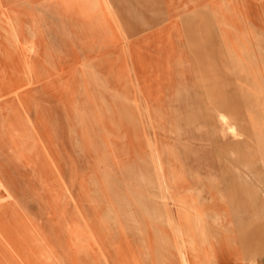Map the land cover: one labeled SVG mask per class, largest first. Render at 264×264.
Returning <instances> with one entry per match:
<instances>
[{
    "label": "rangeland",
    "instance_id": "1",
    "mask_svg": "<svg viewBox=\"0 0 264 264\" xmlns=\"http://www.w3.org/2000/svg\"><path fill=\"white\" fill-rule=\"evenodd\" d=\"M90 1L92 7L84 5L77 12L79 28L71 29L63 0H10L9 22L18 18L23 23L17 30L19 35L23 25L32 26L33 22L44 25L36 45L24 43L20 51L13 46L18 54L22 51L20 55L24 59L37 62L38 71L43 74V80L32 86L29 72L34 68L27 67L23 88L31 89V96L26 94L24 101L33 107L28 113L29 123L41 132L40 149L32 151L33 155H40L41 164L37 158L36 170L30 174L26 171L27 166L17 158L19 151L14 145V137L19 134L10 131V140H5L7 145H0V176L5 180L1 184L7 194V199L0 202V215L17 214L21 220L10 223V235L0 225V264H89L88 243H95L93 223L102 220L98 207L117 208L126 201L135 209L134 205L149 202L152 194L155 199L165 200L161 197L166 188L161 172L157 171L154 141L160 147L164 143L178 147L177 152L185 157L189 144L205 142L209 146L223 142L221 157L238 163L240 172L245 174L237 182L223 184L229 189L230 185L235 187L233 195L243 205L239 204L241 212L237 216L222 213L221 228H210V235L223 243L217 247L222 251L221 257L232 258L226 264H264V71L260 70V84L257 82L254 97L248 103L240 95L239 101L232 105L224 102L217 110L208 106L200 110L199 102L190 106L182 101L158 103L145 99L138 69L142 64L140 58L147 65L152 61L156 64L163 57V49L152 47L151 42L163 40L168 29L176 31L184 16L199 11L210 14L212 4L219 3L226 9L235 5L244 23L240 24L241 30L250 34L254 50L259 54L256 60L264 67V0ZM65 2L74 4L78 0ZM9 27L8 47L4 49L8 52L15 37ZM17 32L15 39L20 38ZM5 61L3 53L0 62ZM21 70L25 72L22 67L17 72ZM5 89L6 101L0 104H4L2 109L8 108L6 114L10 115L20 106H16L11 96L13 87ZM57 89L67 91L68 107L66 97L64 103L55 99L53 91L56 93ZM247 105L249 116L245 117ZM156 108L173 109L172 117L152 118L150 111ZM73 109L79 115L72 118ZM186 109L197 116H176L184 115L182 111ZM222 109L233 117L209 116ZM225 122L238 126L239 134H232ZM2 125L7 126L6 121ZM181 126L183 134L177 131ZM162 129L167 133H161ZM201 130L205 133H200ZM231 130L236 132L233 126ZM218 152L208 149V156L214 157L215 153L218 156ZM54 157L59 160L55 162ZM226 166L230 173L231 166ZM105 217L118 222L116 214ZM15 230L17 238H13ZM168 232L173 236L175 231ZM140 233L128 228L122 230L128 249L135 246ZM119 235L118 229L111 233L112 238ZM176 242L172 248L179 250L180 244ZM114 256L105 264H119L118 256ZM134 260L133 257L129 262L127 258L125 264H134Z\"/></svg>",
    "mask_w": 264,
    "mask_h": 264
},
{
    "label": "crops",
    "instance_id": "2",
    "mask_svg": "<svg viewBox=\"0 0 264 264\" xmlns=\"http://www.w3.org/2000/svg\"><path fill=\"white\" fill-rule=\"evenodd\" d=\"M234 6L226 9L223 4H212L210 14L199 11L186 15L176 31L168 29L163 40L159 38L151 42L152 47L163 49V57L160 62L155 64L151 60L152 63L147 65L140 58L142 64L138 66L139 79L145 99L158 103L182 101L188 102L190 106L199 102L202 104L200 110L206 109V106L210 110H217L224 102L232 105L239 101L240 95L247 103L253 99L254 89L260 84L259 72L264 71V67L256 60L259 54L254 50L250 34L243 28L241 30L240 24L243 26L244 23ZM9 21L10 0H0V58L5 44L8 46ZM136 56V59L139 58ZM143 58L147 60L146 57ZM203 103L206 105L203 106ZM247 107L245 117L249 116V106ZM233 108L231 107L235 112L236 109ZM159 109L161 108L150 111L152 118L172 117L170 112L173 109ZM183 112L184 115L176 116H197L187 109L182 114ZM201 115L206 117V114ZM223 115L229 119L233 117V114L223 109L209 116L222 119ZM228 122L225 123L229 131L238 135V126ZM232 126L236 128V132L231 130ZM177 131L180 134L185 132L183 126L177 128ZM160 132L167 133L163 129ZM200 133H205V130ZM153 145L157 150V171L161 172V181L165 183L166 191L161 196L165 200L155 199V194H152L149 202L134 205L135 209L126 201L117 208L109 206L108 209V205L102 209L98 207L97 213L101 214L102 220L93 223L95 243H88L89 264H105L114 255L118 256L119 264H125L127 258L132 262L133 257L134 264H143L145 261L151 262L150 264L228 263L232 258L221 257L222 251H218L217 247L223 243L220 239L211 237L209 230L212 227L221 228L219 225L223 223L222 213H234L237 216L241 212L239 204L243 205V202L239 203L237 196L233 195L235 187L230 185L229 189L223 183L239 181V177L245 175L244 172H240L238 163L221 157L223 142L209 146L205 142L189 144L186 157L177 152L178 147L173 148L165 143L160 147L158 141H154ZM208 149L219 151L218 156L216 153L215 156L213 154L214 157L212 154L208 156ZM226 165L231 166L230 173ZM246 167L248 170L249 164ZM160 203L165 206L161 207ZM107 212L116 214L118 222L108 221L105 217ZM236 216V221H239ZM127 228L141 231L140 237L135 236V246L130 249L122 235V230ZM115 229L121 235L112 238L111 233ZM170 230L175 231L173 236L168 232ZM171 238L173 243L174 240L179 242V250L172 248L174 244L171 245ZM230 252L234 254V249L231 248Z\"/></svg>",
    "mask_w": 264,
    "mask_h": 264
},
{
    "label": "bare ground",
    "instance_id": "3",
    "mask_svg": "<svg viewBox=\"0 0 264 264\" xmlns=\"http://www.w3.org/2000/svg\"><path fill=\"white\" fill-rule=\"evenodd\" d=\"M60 1H62V0H60ZM81 1H86L87 4L82 3ZM88 1H89V3H88ZM63 2H64V6L63 7H65L64 9H65V11H67L69 20L71 21L70 22L71 29L79 28V20H78L79 17H78V13L77 12L80 13L81 12V8L84 5H86L85 7H89V6L92 7L91 5L93 4L92 3L93 1L91 2L90 0H78V2H76L74 4H69V2L66 3L65 0H63ZM75 10H77L76 13H75ZM82 10H83V8H82ZM87 10L88 9H86V11ZM156 20H158V19H156ZM21 22H20V20L18 18L14 19L13 22H10V27L9 28L13 31V34L15 35V37H16V33L15 32H17V30L21 29V25L23 24V23L21 24ZM43 26H41L38 23L34 24V22L32 23V26L23 25L24 29L22 31H20L21 34L19 35L18 32H17V36H20V38L15 39V37H14V39L12 40L13 41V45L10 44V52L4 50V55L6 56V61L4 63L0 62V99H1V97H3V99H1L0 102L3 103L4 101H6L4 97H5V94H7L8 91L5 89V87L10 86V89L13 87L14 94L11 95V96H14V101L16 100L15 101L16 102L15 103L16 106L17 107L20 106L19 108L13 109L11 111L12 113L10 112L11 113L10 115H7L6 112H7L8 108H3L2 109V106H4V104H0V145L1 146L2 145H7L5 140H10V131L11 132H16L15 134H17V135L19 134L18 136L14 137V139H15L14 145L16 146V149L19 151V153L17 152V154H19L17 156V158L20 160L21 163H23L25 166H27L26 171L27 172L29 171V174L31 173L30 172L31 170H36V165H38L37 158H39V164H41L40 163V160H41L40 155L39 154H37L38 156L33 155V152H32L33 149L34 150L40 149V141H41L40 139H41V137H40L39 133H41V132H38L36 129L34 130L32 128V126H31V124L29 123V118H28L29 114L28 113L31 111V108H33V107L31 106V104L29 106L27 105V103L25 104L24 99L26 97L25 96L26 94H29V96H31V94H30L31 89L27 88V90L26 89L24 90L23 88H24V85L26 84V80L25 79L27 77V70L29 69L27 67H30V65L31 66L33 65V68H34V69H32L29 72V73H32V75H30V76H32V86L36 85L37 83H40L41 80H43V76H42L43 74H42L41 71H38L39 64L37 62H31V59L30 58H26V57L25 58L27 60L24 59V57H23L24 55L23 56L20 55L22 53V51H21L20 54H18L15 51V49L18 48V50L20 51V46L21 47L24 46V43L36 45V39H38V37L42 34V27ZM24 33H26V34L24 35ZM13 46L15 47V49H14ZM7 47L8 46L5 45V48H7ZM14 53L16 54L15 57H14ZM9 59H10V63H8ZM19 59H21V65H20V60ZM21 67H22V69H25V72H23L22 70H21V73L17 72ZM19 91H21V92H19ZM54 92L55 91H53V95L54 94L56 95L55 99L61 101L62 103H64V97H66V101H67V104H68L67 107H68L69 106L70 97L68 96L67 91L65 92L64 89H60V90L57 89L56 93H54ZM32 100H34V99L32 98ZM67 107L65 108L66 110H67ZM1 111H3V113ZM73 111H74L73 112L74 116H71L72 118L77 116V115H79L75 109H73ZM3 115H5V116H3ZM160 116H162V115H160ZM40 117H41V115H40ZM4 121H6L7 126H5L3 128L2 123ZM72 144H74V142H72ZM73 146L75 147V144ZM6 147L7 146H5V148ZM153 158H154V156H153ZM54 159H55V162H57V160H59L57 157H54ZM0 166H1V163H0ZM0 172H1V169H0ZM1 180H3V179L0 176V202L2 200L4 201V200L7 199L6 190L2 188V184H1L2 181ZM3 181H5V180H3ZM123 205H125V204H123ZM148 213H149V211H148ZM149 214L151 216V213H149ZM106 215H108V212H107ZM214 215H215V213H214ZM112 218H114V217H112ZM20 220L21 219H19V216L17 214H12V215H9L8 217H4L3 215L2 216L0 215V225L2 227H6L7 228L9 235H10V223H13V222L14 223H18V221H20ZM114 222H115V220H114ZM195 228H196V226H195ZM17 230H18V226H17ZM3 231L7 232L6 230H3ZM205 231H206V229H205ZM4 234H5V236L8 235L7 233H4ZM16 235L17 234H16V230H15V235H13V238H17ZM202 236H204V235H202Z\"/></svg>",
    "mask_w": 264,
    "mask_h": 264
}]
</instances>
